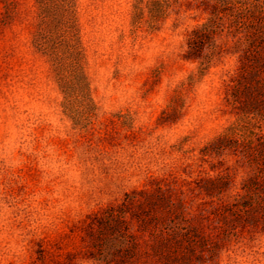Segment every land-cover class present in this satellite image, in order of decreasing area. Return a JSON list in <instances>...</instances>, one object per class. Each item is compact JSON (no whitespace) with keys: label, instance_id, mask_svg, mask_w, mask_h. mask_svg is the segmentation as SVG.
<instances>
[{"label":"rangeland","instance_id":"1","mask_svg":"<svg viewBox=\"0 0 264 264\" xmlns=\"http://www.w3.org/2000/svg\"><path fill=\"white\" fill-rule=\"evenodd\" d=\"M0 0V264H264V0Z\"/></svg>","mask_w":264,"mask_h":264},{"label":"trees","instance_id":"2","mask_svg":"<svg viewBox=\"0 0 264 264\" xmlns=\"http://www.w3.org/2000/svg\"><path fill=\"white\" fill-rule=\"evenodd\" d=\"M38 3V6L40 8H45L46 7V0H36ZM204 5H211L210 12L212 14H217L219 12L221 13H231L232 12V4L231 2L227 0H206L203 1Z\"/></svg>","mask_w":264,"mask_h":264}]
</instances>
